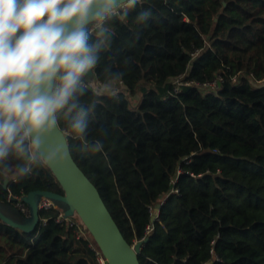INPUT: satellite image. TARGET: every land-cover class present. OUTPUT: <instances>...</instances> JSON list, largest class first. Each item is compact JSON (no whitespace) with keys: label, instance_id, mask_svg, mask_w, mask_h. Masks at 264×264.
Listing matches in <instances>:
<instances>
[{"label":"trees","instance_id":"1","mask_svg":"<svg viewBox=\"0 0 264 264\" xmlns=\"http://www.w3.org/2000/svg\"><path fill=\"white\" fill-rule=\"evenodd\" d=\"M144 9L151 16L139 24ZM105 27L81 101L96 106L88 134L60 128L127 243L149 236L139 263L264 264V0H140ZM105 70L124 74L117 95L101 91ZM214 80L215 91L194 85ZM96 140L103 149L89 151ZM3 184L2 202L62 194L42 164ZM57 216L41 211L32 234L0 221V264H106Z\"/></svg>","mask_w":264,"mask_h":264},{"label":"clouds","instance_id":"2","mask_svg":"<svg viewBox=\"0 0 264 264\" xmlns=\"http://www.w3.org/2000/svg\"><path fill=\"white\" fill-rule=\"evenodd\" d=\"M140 0H0V181L19 179L42 164L55 171L71 160L60 136L85 138L89 93L100 52L109 39L105 24L127 18ZM151 11L136 14L143 24ZM95 35L96 41L93 42ZM122 73L105 70V95L117 94ZM100 140L89 151L103 149ZM9 158L17 163L9 164Z\"/></svg>","mask_w":264,"mask_h":264},{"label":"water","instance_id":"3","mask_svg":"<svg viewBox=\"0 0 264 264\" xmlns=\"http://www.w3.org/2000/svg\"><path fill=\"white\" fill-rule=\"evenodd\" d=\"M95 74L93 73V83ZM60 136L67 143L68 134L60 128ZM71 154V152H70ZM60 186L62 194L47 191H32L21 197V202L29 211L24 217L16 207V199L0 201V221L2 224L18 229L22 233L32 234L39 224L38 203L41 198L55 202L64 212L65 216L77 215L96 245L106 264H140L138 256L142 248L148 243L149 236L133 245H129L122 236L117 224L103 202L99 191L71 160L57 168L49 169ZM8 184V181H7ZM3 187L6 188L5 184ZM161 205H157L151 216V222L157 217Z\"/></svg>","mask_w":264,"mask_h":264},{"label":"built area","instance_id":"4","mask_svg":"<svg viewBox=\"0 0 264 264\" xmlns=\"http://www.w3.org/2000/svg\"><path fill=\"white\" fill-rule=\"evenodd\" d=\"M187 85H190V83ZM194 85L201 87L203 89L209 90V91H215L217 89V81L216 80H214L210 83L202 84V85H199V84H194ZM117 91L119 92V88L117 89ZM118 92H117V94H118ZM174 192L178 193L177 190H174ZM21 197H19V198L18 197H9L7 201H9L11 198L16 199V202H15L16 207L19 209L20 213L24 217H28L29 211H28L27 207L21 202V200H20ZM38 209L40 212L41 211H50V210L57 211L58 216L55 219L56 224H58L61 228L73 229L78 238H87L88 233H87L86 229L84 228L83 224L81 223L80 219L78 218V216L77 215H74L72 217L65 216V214L61 210V208H59V206L55 202H53L52 200H49L47 198H41L39 203H38ZM42 222L44 223L43 220H42ZM150 230H151V228L147 227V234L150 232ZM96 255L99 256V253H96ZM212 260H213V262L218 261L216 256H213ZM98 261L100 263H103V260L100 257H98Z\"/></svg>","mask_w":264,"mask_h":264},{"label":"rangeland","instance_id":"5","mask_svg":"<svg viewBox=\"0 0 264 264\" xmlns=\"http://www.w3.org/2000/svg\"><path fill=\"white\" fill-rule=\"evenodd\" d=\"M133 105H136L137 100H132ZM154 213V212H153Z\"/></svg>","mask_w":264,"mask_h":264}]
</instances>
